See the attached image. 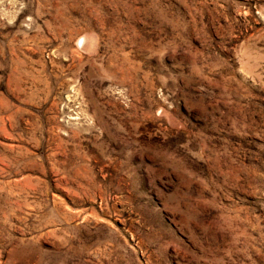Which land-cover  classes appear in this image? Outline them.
Returning <instances> with one entry per match:
<instances>
[{
  "label": "rangeland",
  "instance_id": "obj_1",
  "mask_svg": "<svg viewBox=\"0 0 264 264\" xmlns=\"http://www.w3.org/2000/svg\"><path fill=\"white\" fill-rule=\"evenodd\" d=\"M0 264H264V0H0Z\"/></svg>",
  "mask_w": 264,
  "mask_h": 264
}]
</instances>
